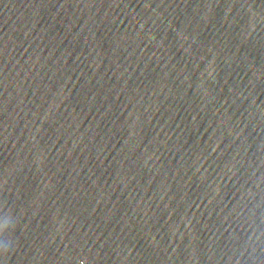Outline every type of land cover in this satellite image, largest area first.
Masks as SVG:
<instances>
[{
    "label": "clouds",
    "instance_id": "1",
    "mask_svg": "<svg viewBox=\"0 0 264 264\" xmlns=\"http://www.w3.org/2000/svg\"><path fill=\"white\" fill-rule=\"evenodd\" d=\"M16 223V217L9 212L0 213V254L10 251L13 247V242L5 239L3 234L13 228Z\"/></svg>",
    "mask_w": 264,
    "mask_h": 264
}]
</instances>
